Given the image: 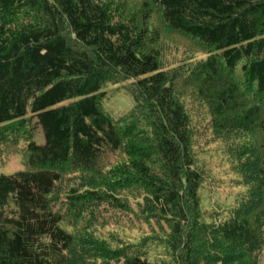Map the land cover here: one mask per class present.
I'll return each instance as SVG.
<instances>
[{
  "label": "trees",
  "instance_id": "obj_1",
  "mask_svg": "<svg viewBox=\"0 0 264 264\" xmlns=\"http://www.w3.org/2000/svg\"><path fill=\"white\" fill-rule=\"evenodd\" d=\"M128 1L0 0V143L33 120L45 139L25 143L24 172L0 174V264H259L264 0ZM166 32L205 55L186 77L163 71ZM122 92L115 115L104 101ZM211 150L239 182L229 211L206 203ZM104 212L161 231L110 233L72 258L63 225L90 235Z\"/></svg>",
  "mask_w": 264,
  "mask_h": 264
},
{
  "label": "rangeland",
  "instance_id": "obj_2",
  "mask_svg": "<svg viewBox=\"0 0 264 264\" xmlns=\"http://www.w3.org/2000/svg\"><path fill=\"white\" fill-rule=\"evenodd\" d=\"M135 1L139 3L142 2V0H134V2L129 0L128 2H131L130 6L132 9L136 8L137 3H135ZM161 54L163 71L167 72L170 76H172L173 73L178 74V72H180L186 77L190 70L192 71L195 69L198 63L205 59V55L202 54L200 48L189 43L186 39H183L178 35L175 36L170 32L165 33L164 41L161 44ZM179 86L181 87L182 83H180ZM104 105L109 112L117 115L129 109L130 101L125 92H122L109 96L104 101ZM12 128V132H7L5 137L6 140H3V142L0 143V174L6 176L19 174L27 169L22 155V150L25 147L26 142L32 140L38 145H43L45 143L43 131L37 125L35 120L31 122H19L12 125ZM1 130L3 131V129H0V133ZM25 136L27 139H25ZM213 149L214 148L212 147V150ZM212 150L209 151V154L205 157V164H207V169L209 171V180L206 183V192L208 193L206 196V203L208 206L209 204L212 205L218 212L229 211V208L231 206L233 207L236 203V198L240 195L239 193L241 189L238 188L239 182L234 181V175L228 173L229 167L226 163V158L212 154ZM92 182V179L86 176L70 179L68 182H63V185L58 187L55 195H67L69 188L80 187L84 189L88 187L89 184H93ZM101 182L103 181L101 180ZM63 199L64 198H62V200L60 199V203L56 206V210L62 211V214L66 213V206H64L66 204V199ZM133 206V209L135 210L138 208V204H134ZM215 214L218 213L216 212ZM97 217L98 215L93 220L95 228L92 229L94 232L91 231L90 235L86 232L78 233L77 228H69L67 224L63 225L69 233H73L74 235L75 244L71 250L72 258L73 256L82 257V255L85 254L84 251L88 250L89 240L96 241L98 237L106 238V235H110V233H112V235L115 233L121 240H123V242H126L128 240L125 235L133 234L138 239L143 232L147 234L152 229L157 232L159 230L161 231V227L155 224H153V227L144 225L143 221L139 218L136 220V216L130 212L128 214L120 212L117 217L112 219L109 218L110 213L107 212H104L99 219ZM80 222L81 220H77L75 225L79 226ZM104 224L107 225V227H100ZM117 226H125L126 228L134 230L130 231L127 229L124 232H114ZM162 229L165 230L167 228L163 225ZM116 235L113 236L116 237ZM119 241L120 240H118V242ZM119 243H122V241ZM258 263L264 264V250L258 254ZM69 264L76 263H73V260H70ZM97 264L105 263L103 261H98ZM111 264L117 263L112 262Z\"/></svg>",
  "mask_w": 264,
  "mask_h": 264
}]
</instances>
